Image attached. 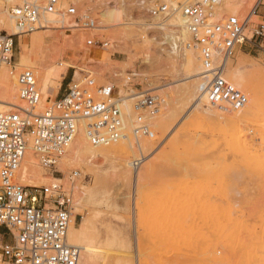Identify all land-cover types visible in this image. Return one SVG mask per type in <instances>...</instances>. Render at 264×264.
Returning a JSON list of instances; mask_svg holds the SVG:
<instances>
[{
    "label": "rangeland",
    "instance_id": "1",
    "mask_svg": "<svg viewBox=\"0 0 264 264\" xmlns=\"http://www.w3.org/2000/svg\"><path fill=\"white\" fill-rule=\"evenodd\" d=\"M22 1L1 3L7 20L9 10ZM78 1L81 9L98 18L92 35L108 40L107 48H88V35L80 30L40 29L22 36L14 52L17 73L32 70L40 91L49 70L66 69L42 98L44 111L62 97L70 81L89 75L98 86H115L122 105L134 104L136 96L146 93L164 101L151 127L153 135L138 139L132 130L114 146L88 144L78 160L65 161L66 176L79 172L77 200L85 191L103 207L76 209L75 230L87 232L82 240L95 249L92 263L264 264V48L252 49L246 42L224 73L247 96L245 108L212 109L197 100L202 72L197 55L172 54L169 37L177 34L184 41L179 27L164 35L150 34L139 25L143 19L138 17V0ZM257 1L225 0V6L233 4L247 13ZM257 13L264 17V0ZM56 19V26L69 27L67 20ZM0 30L14 34L7 27ZM33 36H38L37 44L25 49V41ZM7 68H1L0 77L13 85L16 79ZM3 90L0 98L6 100ZM8 105L25 107L18 92L8 97L1 111ZM144 142V150L137 148ZM136 161L137 166L127 164ZM46 174L42 173L45 183L30 186L52 182ZM116 239L129 249L111 248ZM84 258L81 250L80 264Z\"/></svg>",
    "mask_w": 264,
    "mask_h": 264
},
{
    "label": "built area",
    "instance_id": "2",
    "mask_svg": "<svg viewBox=\"0 0 264 264\" xmlns=\"http://www.w3.org/2000/svg\"><path fill=\"white\" fill-rule=\"evenodd\" d=\"M6 0H0V5ZM138 17L150 34H162L171 14L179 12L189 40L178 45L193 49L206 71L199 85L212 109L238 112L248 103L247 96L228 82L224 73L236 50L250 43L264 48V17L259 16L261 0L247 13L228 9L225 0H138ZM20 33L0 31V69L6 65L16 76L17 92L25 107L12 105L0 111V260L8 264H80L81 249L73 246L68 232L77 222L75 189L79 172L66 176L60 162L67 156L80 131L90 144L103 146L125 137L126 115L115 86H98L91 75L70 81L65 93L45 111H39L42 94L32 70L17 73L14 52L21 37L40 29H71L86 32L88 48L105 49L106 39L92 35L98 18L81 9L78 0H23L8 12ZM67 20L69 27L47 24V18ZM262 21H255L254 18ZM62 27V28H61ZM248 33L251 34L248 37ZM136 99V100H135ZM133 135L140 139L153 135L151 127L164 101L146 93L134 98ZM52 177L43 186L21 183L28 153ZM138 165L137 161L134 162Z\"/></svg>",
    "mask_w": 264,
    "mask_h": 264
},
{
    "label": "bare ground",
    "instance_id": "3",
    "mask_svg": "<svg viewBox=\"0 0 264 264\" xmlns=\"http://www.w3.org/2000/svg\"><path fill=\"white\" fill-rule=\"evenodd\" d=\"M9 3L12 2V0H6ZM165 1H168V0H165ZM230 8L228 9H234V5L233 4H230L229 5ZM5 9H2L0 10V26L1 27H7L9 28V30H12L14 32L15 35L19 34L20 31L19 29L17 28V26L15 25V23L13 21H11L9 19V16L7 15V18L8 20L6 19V16H5ZM172 17H174V23L175 25L172 23ZM47 24L48 23H57L59 22L56 17L54 16H49L47 18ZM170 23H172L171 25L173 26H177L180 28V33L184 39L183 43H185V40L189 39V35H188V32L186 30V27H185V23H184V20L183 18L181 17L180 13L179 12H174L171 14V19H170ZM2 31V30H0ZM40 32V31H39ZM11 34V33H10ZM13 34V33H12ZM38 34V32H37ZM38 36H33L31 37V40L30 41H25V49H28V47L30 46H35V44H37L38 42ZM46 41V40H45ZM20 44L21 41H20ZM169 44H171V48H172V54L173 55H177V53L180 55V56H183V57H186L187 55L189 54H194V55H197L198 57V54L193 50V49H190V50H187L185 47H181L180 45H178V42H177V38H175V36H171L169 37ZM199 60V58H198ZM200 61V60H199ZM26 62V61H25ZM202 66V65H201ZM7 68L6 65L2 66L1 68ZM8 69V68H7ZM202 69V72L201 74L199 75V78H200V83L203 81V77L205 76L206 74V71L204 70L203 67H201ZM1 70V69H0ZM65 70L66 69H62L61 67H53L51 70H49L45 77L43 78L44 79V82L42 84V87H41V94H42V98H46V95H47V91L49 89L50 86H54L57 81H59L62 76L64 75L65 73ZM10 72V76L11 78L15 77L16 79V76L15 74H12L11 71ZM236 81V80H235ZM199 83V85H200ZM235 83V82H234ZM234 86L236 87V85L234 84ZM2 88L3 90V94L6 96V100L5 99H1L0 98V111H1V106L3 107L5 103H7V100H8V97H15V95H17V82L15 81V83H11V85L9 84L8 82V79L7 80H4L0 77V89ZM198 92H199V87H198ZM197 92V93H198ZM195 97L194 93L191 92L189 93V98L191 100H193ZM19 98V96H18ZM42 98H41V102H40V105H39V111L40 112H43L44 111V108L46 106H44L43 104V101H42ZM199 99L197 100H200L202 102H205L207 103L208 107L211 108L205 98V96L203 95H200L198 97ZM202 98V99H201ZM20 99V98H19ZM21 101V100H20ZM9 106V105H8ZM12 105H10L9 107H11ZM8 107V108H9ZM21 107V106H20ZM123 107V110L125 112V115H126V128H127V131L126 132H129L134 130V118H133V104H131L129 101H125L122 105ZM4 111V110H2ZM201 111V110H200ZM81 133V134H80ZM79 133V135L77 136L75 142L73 143L72 145V148L70 149L69 153L71 152V154H67V156L65 158H63L60 162V165L62 166V169L65 171V170H68L66 164H65V161L67 160V158L71 161H73L74 159L78 160L80 158V155L83 151V149H86L88 148V146L90 145L91 147L93 148H105V147H111V146H114L116 144H118L120 142L117 141L115 143H112V144H109V145H103V146H93L92 144L88 143V139L87 137L85 136V133L83 130H81ZM127 136H129L127 134ZM89 144V145H88ZM134 145V144H133ZM137 147V146H135ZM137 148H139L140 150H144L145 149V142L142 143L141 145H139ZM132 150V149H131ZM252 154V153H251ZM69 155V156H68ZM245 155V154H244ZM248 155V154H247ZM254 155V154H252ZM249 156V155H248ZM94 157H96V155L94 154ZM249 158V157H248ZM27 163H29V167L28 168H25L24 172H23V175H22V178H21V182L23 183H27L30 185H33V184H37V183H45L46 179H44L42 176V173L46 174V172L41 169L39 166H38V163L36 161V159L34 158V156L32 155V153H28L27 155ZM128 165H134L135 163H127ZM68 165V164H67ZM32 169V170H31ZM47 175V174H46ZM141 175V174H140ZM47 177V176H46ZM52 180H60L59 177H52ZM139 180V176L136 178L135 180V186H137V182ZM193 189V188H192ZM205 190V188H204ZM196 191V190H195ZM191 192V191H190ZM201 192V191H200ZM188 193V192H187ZM198 195V193H197ZM199 196V195H198ZM204 196V195H203ZM202 196V197H203ZM197 199V198H196ZM193 200V199H192ZM175 201H179L178 200H175ZM184 201V200H183ZM182 202V200H181ZM175 204V203H174ZM179 204V203H178ZM180 205V204H179ZM171 206V205H170ZM76 208L77 210L79 211H90L91 209H101L103 208L102 207V204L97 202L95 200V197L93 195H88L85 191L82 192V195L80 196V198L77 200V205H76ZM171 208V207H170ZM99 211V210H98ZM89 216V215H88ZM117 217V216H116ZM206 217V216H204ZM210 217V216H209ZM202 219V218H200ZM206 219V218H205ZM189 220V219H188ZM192 220V219H191ZM204 220V219H203ZM208 220V219H207ZM211 222H212V219H210ZM206 221V220H204ZM209 222V221H208ZM197 224V223H196ZM208 224V223H207ZM190 225V224H189ZM192 225V224H191ZM194 225V224H193ZM213 225V223L211 224ZM262 225V224H261ZM188 227V226H187ZM191 228V227H190ZM174 230V229H173ZM172 230V231H173ZM261 231V230H260ZM253 233V232H252ZM115 234V233H114ZM87 237V232L84 230L83 232H77L75 230V221H73L70 229H69V232H68V239H69V242L73 245V246H76V247H79L81 250L84 251V254H85V258L84 260L81 262V264H93L92 262V258H93V255L95 253V249L89 245V242L88 241H83L82 239ZM118 237V236H117ZM262 237V236H260ZM112 241V240H110ZM109 243V242H108ZM111 248H115V249H118V250H128L129 248L126 247V245L123 244V242L121 241H118L117 239L116 240H113V242H111L110 244ZM109 248V249H111ZM102 251V249H101ZM110 255V254H109ZM105 259V258H104Z\"/></svg>",
    "mask_w": 264,
    "mask_h": 264
}]
</instances>
